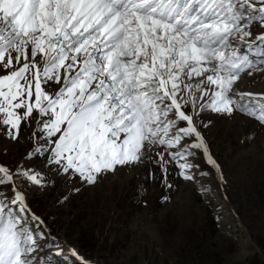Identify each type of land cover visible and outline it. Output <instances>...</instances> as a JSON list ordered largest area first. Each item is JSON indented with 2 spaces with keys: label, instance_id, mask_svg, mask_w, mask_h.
Masks as SVG:
<instances>
[{
  "label": "snow or ice",
  "instance_id": "obj_1",
  "mask_svg": "<svg viewBox=\"0 0 264 264\" xmlns=\"http://www.w3.org/2000/svg\"><path fill=\"white\" fill-rule=\"evenodd\" d=\"M258 3L0 0V122L17 140L21 124L37 119L28 158L46 157L56 174L89 184L156 148L163 170L174 163L185 180L199 168L193 150L219 169L204 113L240 111L264 122V103L251 104L264 94L233 91L241 73L264 70V33L249 39L253 22L264 23ZM50 182L22 164H0V186L13 194L0 197V264H67L29 205L27 189Z\"/></svg>",
  "mask_w": 264,
  "mask_h": 264
},
{
  "label": "rangeland",
  "instance_id": "obj_2",
  "mask_svg": "<svg viewBox=\"0 0 264 264\" xmlns=\"http://www.w3.org/2000/svg\"><path fill=\"white\" fill-rule=\"evenodd\" d=\"M249 30L255 40L264 23L254 21ZM233 91L264 94V70L241 73ZM204 117L212 120L205 136L220 167L193 150L199 165L193 180H185L174 163L163 170L156 156L162 148L94 184L74 173L56 174L46 157L28 158L39 134L31 118L21 124L17 140L0 122V164H22L54 181L42 189L30 186L28 200L46 233L68 254L67 264H264V122L240 111H206ZM5 194L12 197L11 185L0 186V197ZM42 244L47 253L50 242Z\"/></svg>",
  "mask_w": 264,
  "mask_h": 264
},
{
  "label": "bare ground",
  "instance_id": "obj_3",
  "mask_svg": "<svg viewBox=\"0 0 264 264\" xmlns=\"http://www.w3.org/2000/svg\"><path fill=\"white\" fill-rule=\"evenodd\" d=\"M238 92V91H237Z\"/></svg>",
  "mask_w": 264,
  "mask_h": 264
}]
</instances>
